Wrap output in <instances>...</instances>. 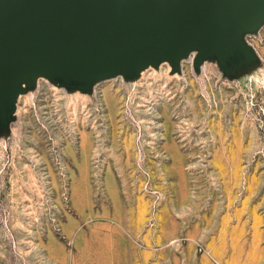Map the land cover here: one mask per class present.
<instances>
[{"label": "rangeland", "instance_id": "obj_1", "mask_svg": "<svg viewBox=\"0 0 264 264\" xmlns=\"http://www.w3.org/2000/svg\"><path fill=\"white\" fill-rule=\"evenodd\" d=\"M255 57L38 77L0 115V264H264Z\"/></svg>", "mask_w": 264, "mask_h": 264}, {"label": "water", "instance_id": "obj_2", "mask_svg": "<svg viewBox=\"0 0 264 264\" xmlns=\"http://www.w3.org/2000/svg\"><path fill=\"white\" fill-rule=\"evenodd\" d=\"M264 0H0V115L38 77L85 86L158 61L255 57Z\"/></svg>", "mask_w": 264, "mask_h": 264}]
</instances>
